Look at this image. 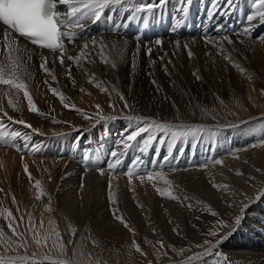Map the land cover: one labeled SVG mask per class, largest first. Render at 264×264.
I'll return each instance as SVG.
<instances>
[{"label":"bare ground","instance_id":"bare-ground-1","mask_svg":"<svg viewBox=\"0 0 264 264\" xmlns=\"http://www.w3.org/2000/svg\"><path fill=\"white\" fill-rule=\"evenodd\" d=\"M199 1L200 0H197L195 5L199 3ZM154 2L160 9H163L166 4L169 6L168 1L161 6L159 0H121L119 4L114 5H116V9L124 5L119 11V16L124 14L125 18V15H127L126 9L129 8V12L134 19L137 13L135 11L136 9ZM209 2L212 6L207 4V0H202L204 8L201 10H203L205 19L202 20L201 26H199V21L193 23L186 22L183 25L179 22L176 26L170 28L165 38H157L162 41L158 48L164 49V47L169 46L168 44H175L176 42H180L179 45L181 46H184L183 43L202 45L200 41L205 42L209 40H219L222 43V39L227 35V37L233 41L232 44L226 43L227 41L225 39L226 42L224 41L225 45L223 46L219 45L221 44L219 41H217L219 44H216V41L215 43L212 42L214 46L212 47L216 52V56L214 55L215 53L213 54L214 64L219 65L218 69L225 71V73H207V76L212 80L220 76L224 81L227 79L245 77L241 87L232 88L234 90L232 97L240 100L244 94L250 96L255 103L257 102V106L261 105L258 110H260V114L263 115L257 120L255 118V121L251 120L252 122H247V120L239 124L213 122L219 125L212 127L214 130L208 129L210 137L205 141L206 145L204 143V148H201V146L198 148L199 142L193 137L194 134L198 135V132H194L192 129L196 127L205 129V126H200L203 121H199L200 124L198 125L187 123L189 121H198L199 119L197 120L196 117H194L195 115L192 117L190 107L186 101H180V99H186L183 91L180 92L173 89L169 91V94L179 99L175 101L177 102L175 106L170 107L171 105L169 103L170 106L167 104L165 105V103L160 100L161 104L158 103L155 108L156 117H161L162 120L157 123H166L170 125V131L167 133H157V135L160 136L159 139L153 141L152 145L146 151H141L143 148V140L146 137H137V140L131 142V146L129 147H125V145L121 143L128 134L136 130V125L139 126V124L136 123L135 120L130 121L128 119L123 123H118V116H116L114 120H104V128L108 127L105 134L98 133L95 135L94 132L90 130L83 133L76 132L74 135L79 136V144L76 145V142L73 143L69 147V152L65 155L64 159L60 161H52L57 159L49 161L50 158H48V161H45L46 158H43V161L39 160L40 163L31 161L34 164L28 165V161H25L26 159L23 158L21 169H26L27 166L29 171L28 176H26V187L23 190L20 186V175L18 174L16 178L14 175H11L12 166L14 164L16 165V159L18 161V158H14L15 154H9L10 156L8 155L6 160H9V157L10 162L8 163L7 161L3 169L6 175L10 176L8 185L10 187L9 194L12 196V202H10L9 196H7V198L4 196L8 193L5 184L0 185V201L9 204L7 210L3 214H0V230L2 234L9 235L16 239H7L12 245V248H18V246L23 243L24 238H26V240L31 241L43 255L51 253L57 260L54 264H57L59 261H68L70 264H75L69 255V250L72 246L69 241L73 237L79 236L87 238L93 245V248L99 252L101 250H109V252L118 255L120 259L119 263L121 264H124V261L126 262V255L129 256L130 264H156V259L154 260L152 252L153 250H157L156 248L158 245L162 246L167 253L168 242H172L176 245H182V243L196 245L204 236H207V234L212 231V225L219 218H224L226 221L230 222L234 221V215L238 213L239 207L244 203H248L250 206L244 214L241 225L235 226L236 230H234L233 227L228 229L223 236H228L230 232L232 234L224 239L218 247H208L205 251L200 253L198 260H192L190 264H227V258L231 264H235V261L232 262V257H235L236 254L229 252L228 255L230 256H227L226 252L222 250H228L233 242H236L234 244L243 245V237H246L248 241L253 240V245L259 238H262L264 241V197H261L259 200L256 199L259 193L264 190V93H262V90H264V24L259 22L258 16L262 7H257L258 0H247L245 2L242 0L235 5L237 9L231 11L232 6H228V0H209ZM234 3L235 0H232V5ZM245 10L246 17L244 19L243 14ZM66 11L67 10L64 9L62 13H66ZM171 13L173 15L172 9ZM252 14L257 15L256 19L250 23L247 17ZM93 17L94 15L92 14L83 15V13H81L76 17L71 18L66 15L63 18V20L71 18L68 24L63 25V31L69 32V34L73 36L71 42L67 37L63 39L65 45L63 64L65 65L67 61L71 62L72 67H75V71H81L82 68L87 69L84 63L78 65V62L74 60L75 57L78 56H76L77 52H74L76 49L80 50V55L83 56L84 53L88 52L84 49L94 47L92 49H94V51L97 49L98 52L100 44H103L105 46L109 45L114 49H119L120 55L117 57V60H115L112 55L106 57V59L109 60V62H117L118 68H121V70H118L124 76L128 71H126L127 65L129 64V66H131L130 63L132 62V58L128 60L129 55L132 57L136 56V53L140 52L137 51V49L142 50L143 46L147 47L148 45L153 48V43L157 40L152 39V43L149 41L140 42L137 41L135 37L127 36L126 33L123 35L122 30L117 28H113L102 34L91 35L92 38H89L87 37L88 31H83L82 28L85 26V21ZM180 17L182 18L183 15ZM226 19L227 22L222 26L221 23ZM126 23L127 21L122 22V24ZM79 25H82V27ZM190 25H194L193 34L189 33ZM226 26L230 27L228 33L225 32ZM245 28H252L253 31L249 34H244L243 29ZM262 29L263 33L260 37H257L260 33L257 31ZM74 30L82 31L72 34L71 32ZM4 32L5 29L0 26V71L4 73L5 78L14 77L11 61L13 57L16 62H20L18 66L23 65V68L21 67V72L33 67L31 71L33 74L31 77H33L34 80L32 82L27 80L29 83L34 84V87L31 85L30 87L34 89L41 86L38 80L41 76H45V71L41 69V64L47 61V68L49 66H55L54 64L56 62H60V57L62 55L61 51L57 50L54 53L51 50L48 51L34 47L14 33H11L8 43L5 44ZM243 36H245L246 39ZM82 37H86V39L76 41ZM93 41H95V44L92 43ZM18 43H22L21 48ZM85 45H87V47H85ZM70 47H73L71 52L72 55L69 53ZM17 49L19 51H17ZM147 49H149V47ZM221 49L223 50L222 53ZM37 50L45 53H52V55L38 58L36 56ZM209 50L211 51V49ZM119 53L117 52V54ZM69 56L74 59L69 60ZM225 56H229L230 60H225ZM208 57H210V55ZM98 58L104 60L102 57L98 56ZM110 59L112 61H110ZM204 59H206V57ZM242 61H245L246 65ZM88 62L90 63L89 65H91V60ZM102 64L103 63L100 65L101 68L105 69L107 66L104 65V67ZM124 64H126V68ZM236 65H239V67H236ZM234 69L237 70V73L233 72ZM241 69H243V71H241ZM89 70H85L84 73H81L83 71L80 72L79 79H81V84L83 79L87 77L90 78L89 75L91 74ZM50 71L48 70V72ZM109 71L107 73H110ZM111 74H114V71H112ZM21 76L25 78L24 75ZM83 76L86 78H83ZM111 77L113 78V75ZM111 77L107 76L106 79H111ZM89 78H87L88 82L90 80ZM94 79H96V77ZM115 80H113V82ZM18 81L20 82L19 79ZM88 82H85L88 86L87 88H89ZM123 82L126 85L129 81L128 79H124ZM72 83L71 81L66 89L63 87V92H61L62 89H59L60 87L57 88L58 91L56 90V94H54L55 97H60V100H64V95L68 94L67 92L73 96L74 92L78 89L72 86ZM106 84L109 83L106 82ZM115 84L117 83H114V85ZM109 87H112V85H109ZM187 91L190 97H192L193 90L188 88ZM178 92H180L179 96ZM29 94L33 96L31 90ZM61 95L63 99H61ZM48 96H50L49 92L45 94V98L41 101L43 108L48 106L46 103L49 99ZM26 99L23 90H16L9 85H0V109L3 113L7 114L8 117L6 120H9L13 124L8 129L16 126L14 132H17V129H23V131L28 132L27 137L24 136V138L22 136L20 138L22 144L26 143L27 145L31 138L37 136L46 143L45 147L47 148L51 149L53 143L59 142L61 143V148L65 149L66 146L62 139L72 136L73 132L62 133L60 130L64 129L66 126L68 128L69 126L66 125L63 127L61 125L63 128L60 129L61 127H58L59 125H56L53 120L49 118L39 120L36 113H32V111L29 112L28 110H24L23 114H16L18 106L21 103H25ZM237 99H235V101H237ZM157 100L159 99L155 101L157 102ZM9 101H11V103H9ZM229 101H231L230 98ZM120 103L124 104L123 102ZM149 104H151L150 101ZM144 105L147 106L146 104ZM121 106L122 105H120V107ZM201 109L199 110L200 112L202 111ZM107 111L103 116L113 117L111 113ZM117 111L121 114L131 115V111L128 108L121 107ZM3 113H0L1 117H4ZM148 113L149 111L146 110L145 114ZM20 116H23V121L26 122L30 128H25L23 127L25 125L17 123ZM60 116L66 118L62 114ZM73 117L75 120L80 121L79 123L81 124V121L85 120L83 118L86 116L77 111V113H71L70 118ZM202 118L203 116H201V119ZM114 122L117 124H114ZM179 122H185L186 124L180 125V123L176 125ZM40 123H42V126ZM225 123L226 125H224ZM55 126L59 129H56ZM70 128L74 130L77 127H71L70 125L69 129ZM57 132H60V134H56ZM175 133H179V135H174ZM167 134L168 137L166 138L168 139L169 136H172L173 142L170 143L163 140V137ZM85 138L87 142H83ZM156 141H159L157 145H155ZM36 142L37 141L34 140L33 144H36ZM162 144L164 149L162 148ZM234 144L235 146H239H237L238 149L241 148L239 149L241 153L239 155L233 154L222 157L219 152L230 151V148ZM117 146L119 149L116 148ZM153 146L154 148L152 149ZM111 148L117 150L110 151ZM204 149H206V152H204ZM234 149L235 148H233V151ZM7 150L4 151L6 152ZM2 151L1 148V152ZM213 151L217 153L212 156L211 153ZM109 152L110 154L116 152L119 157L117 156L112 161L109 159L104 166L105 169H99L98 159L103 158ZM149 154L151 164L147 163ZM5 156H2L4 157L3 159H5ZM165 157H167V160H165ZM230 157L233 159H230ZM35 160L36 159H34V161ZM217 160L220 161V164L216 163ZM78 164H80V166ZM109 164L112 165L111 168L108 167ZM21 169L19 168V171ZM38 169H40V172L41 170L44 171V176L40 174ZM129 173H132L131 177H129ZM237 173H242V175H237ZM141 176L144 177L143 181L140 179ZM148 176L152 177L151 181L148 180ZM37 180L40 181L39 188L36 187L35 182ZM165 180L168 181L167 184ZM214 185H219L220 187L217 188ZM156 189L170 191L172 196L176 197V199L161 197ZM110 191L112 194L111 202L109 199ZM37 195L40 196V199L36 198ZM229 205H233V207ZM9 212L11 213L10 217L8 215ZM211 212H216L217 215L213 216ZM116 216L121 217L123 222H121L120 219H116ZM30 217L32 220L31 226ZM10 220L15 226L16 231L20 233V236H17L9 227ZM41 223H43V228L40 227ZM125 224L128 225V227H126L127 229H125ZM232 225L234 226V224ZM30 227L34 230L30 231ZM53 229L59 232L60 239H57ZM72 229H75V232H73ZM174 229L177 231H174ZM45 236L48 237L47 240H45ZM34 237L41 240L39 246L35 242ZM53 241H55V245ZM80 242L82 243V240ZM245 242L246 241H244V243ZM29 245L30 242L28 246ZM257 245L259 249L254 250L252 253L245 254L244 251V254L236 255V264L238 260L241 261V263H239L240 261L238 262L239 264H264V253L261 252L262 249H264V242H257ZM89 246L87 245V250ZM137 246H139L146 255L137 252ZM29 247L31 248V245ZM61 248L63 250H61ZM94 253L96 252L94 251ZM222 255L225 256L223 257ZM170 257L173 256L170 255ZM158 258L159 261L157 262H160V264L175 263H171V260L166 257H163V259H161L162 256ZM211 258L215 260L209 262ZM27 263L33 262L27 261ZM36 263L39 262L36 261Z\"/></svg>","mask_w":264,"mask_h":264},{"label":"rangeland","instance_id":"rangeland-1","mask_svg":"<svg viewBox=\"0 0 264 264\" xmlns=\"http://www.w3.org/2000/svg\"><path fill=\"white\" fill-rule=\"evenodd\" d=\"M184 1L186 2L187 0H170V4L172 6L181 5V3H183ZM241 1L242 0H235V3L233 4V6L240 3ZM245 1H247V0H244V2ZM196 2H197V0L195 1V3ZM199 2L201 4V7H200V10H201L204 8V5L202 4V0H200ZM207 4L212 6V4H210L209 0H207ZM127 9L129 11V8H127ZM127 9H126V11H127ZM261 9H262L261 11H264V7H262ZM246 10H247V8H246ZM246 10L243 14L244 19L246 17ZM180 19H181V17L178 18V20H180ZM225 22H227V19L221 23L222 26L225 25ZM178 23H179V21L176 22L174 24V26H176ZM262 31H263V29L260 31H257V32H260L257 35V37L261 36V34L263 33ZM225 32L228 33V28H226ZM212 35H214V34H212ZM92 36H94V35H92ZM92 36H89V38H92ZM100 37H104V36H100ZM163 37H161V38H163ZM243 37L246 39L245 36H243ZM79 40L81 41L82 38L81 39L79 38L76 41H79ZM215 41H216V44H219V42L221 43V41H219V40H215ZM215 41L211 40V42H209V43L207 41H205V42L200 41V43L202 45H194V44L190 45V44L183 43L184 46L179 45L180 42L179 43L176 42L175 44L174 43L168 44L169 46L164 47V49L163 48L159 49L158 48L159 46H157L156 43H153V48H152V46H148V45H147V47L143 46V49L139 50L140 52L136 53V56L133 55L134 57H132L129 55L128 60L132 58L131 61L133 62V64L131 62L130 63L131 66H129V64L127 63L128 65H127L126 71L127 70L128 71L125 74L126 76L125 75L123 76L122 73L118 70V69L121 70V68H118L117 62H115V61L109 62V60L106 59V57H109L110 55H112L113 58H115V60H117V57L120 55L119 49H114L109 45L105 46L103 44H100V48H99L98 52H97V49H96V51H94V49H92L94 47H92V48L88 47V48L84 49L86 52L87 51L88 52L84 53L83 56L80 55V50L76 49L77 51L75 50L74 52H77L76 56L78 55L79 57L78 56L75 57L74 60L78 62L77 63L78 65H81L82 63H84V65L86 66L87 69L82 68L81 71H83V72L75 71V69H74L75 67H72L71 62H68L67 59H66L67 62H65L66 63L65 65L64 64L61 65L60 62H56L54 64L55 66H52V67L49 66L48 67V70L49 71L51 70V71L48 73L45 72V76L44 75H43L44 77L41 76L40 79L38 80V82L40 83L41 86L34 88V89H32L30 87V85L34 87V84L28 82L29 80L31 82L34 80V78L31 77V75L33 74V72H31L33 67L30 69H25L23 72H21L23 65L18 66L20 62H16L15 59L12 57L11 61H12V67L14 70V77L19 79L20 82H23L26 84V90L29 93H30V90L33 93V96H30V98L33 100V107H35L37 109V111L32 112V113H36L39 120H44L47 118L53 120L56 125H59L58 127H61L60 129H62L66 125H68L69 127H70V125H71V127L76 126L77 128H75L73 130V128L69 129V127L67 128V126H66V127H64V129L60 130V132H62V133L73 132L72 136L64 137L62 139L64 142V145L66 146L65 149L61 148V143H59V142L52 144L53 146H56L57 149L56 148H53V149L47 148V147H45L46 143L43 142V140H40L39 137H37V136H34L35 138H33V141L31 144H30L31 141H29V143L27 144V147H25L26 143L22 144V140H20L18 143L16 141L10 140L9 138H11L12 135L11 136L8 135L9 138L7 137L6 134L3 135V137L0 136V138H2V140H0V185L5 184V187L8 190V193L6 195H4L5 198H7V196H9L10 202H12V199H11L12 196H11V194H9L10 193V187L8 185V180H9L10 176H7L5 173V170L3 169L6 166L5 165L6 162L7 161H8V163L10 162L9 157H8L9 160H6V157L9 154L10 155H11V153L13 155L15 154L14 158L15 159L18 158V161L16 159V165L14 164L12 166L11 175H14L15 178L18 176V174L20 175L19 181H20L21 189L23 190L26 187V180H27L26 176H28V173H29L27 166H26V169L28 172L25 171L24 168L21 169L23 158L26 159L25 161H28L27 162L28 165L34 164V163H40L39 160L43 161L45 158H46L45 161L46 160L48 161V158H50L49 161L52 159H57V160H52V161H60V160L64 159L65 155L69 152V147L75 142H76V145L79 144V136L74 135L76 132L83 133L85 131L90 130L91 132H94L95 135L98 133L105 134L108 127L104 128V120H100V116H103V114L107 110H108L107 112L111 113V116H113V117L118 116L117 117V119L119 121L118 123L125 122L127 120L128 116L144 117V118H147L149 120H154L156 122L162 121L161 117H156V115H155L156 105L158 103L161 104L160 103V100H161V102L165 103V105L170 104L171 105V106L169 105L170 107L175 106V104L177 103L175 101H178L179 99L176 97L174 98L171 94H169V91L173 90V89H176L180 92L183 91V93L186 96V99H180V101H182V102L186 101L190 107V112H191L192 117L195 115L194 117H196L197 120L199 119L198 121H189L187 123L198 125V124H200L199 121H203V122H201L200 126H205L206 130L203 132L194 131V132H198V135L197 134L193 135V137L196 138L199 142L198 148H200V146H201V148L202 147L204 148L205 141L207 139H209L210 135H209L208 129L214 130V129H212V127L219 125V124L216 125L213 122H219V123L230 122L233 124H239L242 122H246L247 120H248L247 122H249L251 120L255 121V118H256V120L259 119V117H261L263 115V114H260L261 111L258 110V108H260L261 105L258 104L259 106H257V102L255 103V101L250 96H247L244 94L240 100L235 98V99H237V101H235L234 97H232L233 92H234V90L232 88L233 87H241L242 81L244 80L245 77L238 78V79H230V80H228L226 78L227 80L224 81L220 78V76L215 77V80H212L211 78H209L207 76L208 75L207 73H212V74H217L218 72L219 73H223V72L225 73V71L218 69L219 65L214 64L213 54L215 53L214 55L216 56V52H215V49L213 48L214 46L212 44L215 43ZM217 41H219V42H217ZM222 41H223L222 43H224L225 40L222 39ZM149 42H151V41H149ZM132 43H134V42H132ZM222 43L219 45H221V46L225 45V43L224 44H222ZM226 43H228V42H226ZM18 45L21 48L22 43H18ZM90 46H92V45H90ZM179 46H181V47H179ZM189 46H191V47H189ZM199 46H201V47H199ZM205 46H208V47H205ZM148 47L151 49V55L150 56L148 55V49H147ZM188 47H189V49H188ZM70 48L71 49H69V51H70L69 53L72 55L71 52H72L73 47H70ZM198 48H200V49H198ZM207 49L208 50L211 49V51L210 50L208 51ZM190 50L193 53L192 58H189V56H188V51H190ZM199 50H201V51H199ZM141 51H144V52H141ZM108 52L111 54H109ZM117 52L119 54H117ZM102 53L104 54V56ZM207 54H209L210 57H208L209 55H207ZM51 55H52V53H45V52H41L39 50L36 51V56L38 58H44V57L51 56ZM98 56L104 58L105 61L99 59ZM165 56H167V57H165ZM205 57H206V59H204ZM82 58H83V60H82ZM89 60H91V65H89L90 64L88 62ZM110 61H112V60L110 59ZM179 62H180V64H179ZM242 62L246 65L245 61H242ZM101 63H103L102 66L106 65L107 67L104 66L105 69L101 68V66H100ZM108 63H111V64H108ZM125 63H126V61H125ZM209 63H211V64H209ZM21 64H22V60H21ZM113 65H115V66H113ZM98 66H100V67H98ZM97 67H98V71H97ZM108 67H110V68H108ZM124 67L126 68V64H124ZM202 69H204V70H202ZM69 70L71 72L70 77H69ZM85 70H89V73L91 75H89L90 78L89 77H87V78H89L90 80L88 82L87 78L85 77L86 75H85V76H83V78H86V79H83L84 81L82 80V84H81V81H80L81 79H79V75H80V72L84 73ZM95 70H96V73H95ZM108 71L110 73H107ZM112 71H114V74H111ZM233 72L237 73V70L234 69ZM193 73H198V75L200 76V79L197 80L195 78V76L193 75ZM109 74H111V75H109ZM21 75H24L25 78H23ZM112 75H113V78L111 77ZM107 76L111 77V79L110 78L106 79ZM115 76H117V77H115ZM50 77H52V78H50ZM53 77H55V80H53ZM95 77H96V79H94ZM41 78H43V79H41ZM44 78L45 79L47 78V79L45 80ZM114 78L117 80V82ZM105 79H106V81H105ZM124 79H128V81H129L128 83H126V85L123 82ZM70 80L74 83V85H73V83L71 85L74 86L76 89H78L74 92L73 96H71V94H69V92H67L68 94L64 93L65 94L64 100H60L59 99L60 97H58V98L55 97V95L50 91V89H56L58 91L57 88L60 87L59 89L60 90L62 89L61 92H63L64 88L65 89L68 88L69 83H71ZM113 80H115V81L113 82ZM51 82H53V83H51ZM85 82L86 83L88 82L89 88H87L88 86L86 85ZM106 82L109 84H106ZM118 82H120V83H118ZM114 83H117V84H115L116 86L114 85ZM54 84H55V86H54ZM65 84H66V87H65ZM109 85H112V87H109ZM188 88H191L193 90L192 97H190L189 92L187 91ZM102 89H103V91H102ZM48 92H49V95L51 97L48 96L49 99L46 101L48 106L43 108L42 107L43 104L41 103V101H42V99L45 98L44 96ZM180 92H178V96H179ZM39 94L41 95V97ZM193 95H194V98H197V99H194ZM121 96L123 97V99H121ZM229 98L231 101H229ZM156 99H159V100H157V102H156L155 101ZM77 101H79V102H77ZM149 101L151 104H149ZM232 101H233V103H232ZM120 102H123L124 104H122ZM125 102L130 106L127 108L130 109L131 115L121 114V113H119V111H117L121 107L126 108ZM229 102H230V104H229ZM144 104H146L147 106H145ZM152 104H153V106H152ZM65 105H67V106H65ZM97 105H99V108H97ZM113 105H114V107H113ZM120 105H122V106L120 107ZM263 105H264V103H263ZM141 106L144 109H142ZM153 107H154V109H153ZM197 107H198V109H197ZM77 109L79 112L83 113L84 115L86 114L85 115L86 117L83 118L85 120L81 121L82 125L79 123L80 121L75 120L74 117L70 118L72 112L77 113V111H76ZM145 109L149 111L148 114H145L146 113ZM200 109L202 110L201 111L202 113L199 111ZM24 110H28L29 112L31 111L30 107L28 105L27 99H26L25 103H21L18 106V110H17L16 114H20V113L23 114ZM61 114L64 115L66 118L60 116ZM197 114H199V115H197ZM201 116H203L202 119H201ZM0 118H1V116H0ZM23 119H24L23 116H20L18 121H23ZM18 121H17V123H18ZM77 122H78V125H77ZM136 123H138V122L136 121ZM226 123L224 125H226ZM1 124H2V122H0V125ZM10 124H11V126L13 125L12 122L9 123L7 121L2 125V127H4L6 130V129L11 127V126L8 127ZM19 124L25 125V126H23L25 128L27 126H29L24 121H23V123H19ZM79 124H80V126H79ZM114 124H117V123L114 122ZM138 124H139V126H142L141 122ZM178 124L185 125L186 123L185 122H179L176 125H178ZM40 125L42 126V123H40ZM136 127H138V126L136 125ZM55 128L59 129V128H57V126H55ZM55 128H54V130H55ZM12 130H15V128L8 129L7 131L10 132ZM42 131H44V130H42ZM39 132H41V131H39ZM60 132L59 133L57 132L56 134H60ZM212 132H215V131H212ZM20 133H22V134H20ZM11 134H13V132ZM147 135L148 134L145 133V134H142L138 138L146 137ZM22 136L27 137L28 132L23 131V132L16 133L14 138L16 140H19V138H21ZM159 137L160 136L157 135V139H159ZM166 137H168V134L165 137H163L164 141H168L170 143L173 142L172 136H169L168 139ZM34 140L37 141L36 144H33ZM84 140H83V142H87L86 138ZM220 141H221V139H220ZM158 143H159V141H156L155 145H157ZM14 145H18L19 147H15ZM205 145H206V143H205ZM154 146L152 147V149L154 148ZM237 146L238 145L235 146V144L232 146L233 148H235L234 151H233V148L231 147L230 151H223V152L218 151V152L222 155V157H224L226 155L230 156L233 154L239 155L241 153V150H239V149H241V148L238 149L239 146L238 147ZM1 148L3 150L2 152H4V153L1 152ZM116 148L119 149L118 146ZM162 148L164 149L163 144H162ZM117 149L111 148L110 151L111 150L116 151ZM4 150H7V151L5 152ZM43 150H44V152H43ZM204 150H205L204 152H206V149H204ZM5 153H6V156H5ZM216 153L217 152L213 151L211 153V155L213 156ZM2 154H4V155H2ZM150 154H152V153H150ZM150 154L148 155V161H147V163H149V164H151ZM192 154H194V153H192ZM2 156H5V159H3L4 157H2ZM106 156H104L101 159H98L99 169H101V170H103V168L105 169L104 166L107 164L109 159H110V161H112L117 156L119 157V155H117L116 157H113L112 154H110V152ZM34 159H36V160L34 161ZM230 159H233V158L230 157ZM31 161H33L34 163H32ZM104 162H105V164H104ZM78 165L80 166V164H78ZM92 165H94V164H92ZM19 168L21 170H23V169L24 170L19 171ZM38 170L40 172V169H38ZM43 173H44V171L41 170L40 174L42 176H44ZM43 178H46V177H43ZM106 196H108V195H106ZM8 207H9V204H7L6 202L0 201V214H3L7 210ZM219 220L225 221V223L227 225L234 224V221L230 222V221H226L224 218H219L211 227V230L215 231L217 233V235H215V236H212V235L204 236L201 239V241L196 245H190V244L188 245V243H182V245H176L172 242H170V243L168 242L167 243L168 253L165 252V249L162 246L158 245L156 248L157 250H153V252H152L154 260L156 259L155 260L156 264H160V262H157V261H159L158 257H161V256H162L161 259H163V257L164 258L166 257V258H169L171 260V263L175 262L173 264H189V257H192V256L196 255L197 253L200 254L201 252L205 251V249H207L208 247L213 245L217 239L219 240L223 236V234L226 233L228 231V229L231 228V227H221L218 224ZM114 225H116V224H114ZM109 228H111V227H109ZM125 229H127V228L125 227ZM7 239L16 240L9 235L2 234V231L0 230V264H54V262L57 261L51 253H47V254L43 255L35 247V245L31 241H27L26 238H24V240H23V243L26 242V246L21 247V245H20V246H18V248L17 247L12 248L11 247L12 245L10 244V242ZM260 239H261V241H260ZM81 240H82V243L80 242ZM205 240H207L209 243L204 244ZM86 241H88L87 238L79 237V236H75L69 241L70 245H72L70 250H69V255L75 264H121V263H119L120 259H119L118 255L109 252V250H107V251L101 250L100 251L101 253H100L98 250H95L93 248V245L91 244V242L88 241L89 242L88 243ZM244 241H246V242L244 243ZM247 241H248V239L246 240V237H243L242 243L244 246L240 245V244H234L236 242H233L231 247L228 248V250L224 249L222 251L226 252L227 256H230V255H228L229 252L235 253L236 255H240L242 253L244 254V251H245V254L246 253H252L254 250L259 249L260 245L258 244L259 245L258 246L257 242L258 243L264 242L262 240V238H259V240L257 242H255V244H254L255 246H254L253 242H252L253 240L252 241L250 240L248 242ZM254 241H255V239H254ZM29 242H30L31 248L29 247L30 245L28 246ZM233 244H234V247H233ZM87 245L88 246L90 245L88 248L91 249L93 252L89 249L87 250ZM197 245H201V247H197ZM181 249H183V251H180ZM251 249H253V250H251ZM37 251H39V252H37ZM94 251L96 253H94ZM97 251H98V253H97ZM261 252L264 253V249H262ZM93 254H95V255H93ZM235 254H233V255H235ZM157 255H158V257H157ZM170 255H172L173 257H170ZM236 255H235V257H237ZM222 256L224 257L225 255H222ZM32 257H34V258H32ZM38 257H40V258H38ZM46 257H48V259H46ZM126 257H127V259H126V262L124 261V264H130L129 256L126 255ZM223 257H222V259H223ZM235 257L234 256L232 257L234 260L232 258L231 259H232V262L235 261L234 263L236 264L237 258L235 260ZM26 260L33 262V263H27ZM213 260H215V259L211 258L209 260V262H211ZM36 261L39 263H36ZM226 261H227V264H231L230 261L228 260V258ZM239 261L240 260H238V262ZM238 262H237V264L241 263V261L239 263Z\"/></svg>","mask_w":264,"mask_h":264},{"label":"snow or ice","instance_id":"snow-or-ice-1","mask_svg":"<svg viewBox=\"0 0 264 264\" xmlns=\"http://www.w3.org/2000/svg\"><path fill=\"white\" fill-rule=\"evenodd\" d=\"M121 0H0V23H2L3 26H5V32H4V41L5 44L8 43L11 33L18 34L20 37L25 38L26 40L30 41L33 45H38L42 49H49L52 52H56L57 50L61 51V57H60V63L63 64V53L65 50V45L63 43V39L65 37L68 38V40L71 42L73 40V36L69 34L68 32L61 31V28L63 26V17L62 12L59 10L60 6H67L66 14L68 17H76L78 14L83 13V15L92 14L95 16V18L98 20L104 10L109 7L110 4H119ZM166 3V0H160V5H164ZM232 0H228V6L231 7ZM154 5L153 4H147L146 8L151 9ZM257 7H264V0H258ZM185 13H187V9H184ZM257 14H252L247 17V20L251 23L253 20L256 19ZM259 16V22L261 24H264V11H261L258 13ZM82 27V25H79ZM10 30V31H9ZM253 31L252 28H245L243 29L244 34H249ZM225 40L229 44H232L233 41L225 35ZM207 42H211L210 40ZM95 44V41L92 42ZM157 46H160L162 41L160 39H157L155 41ZM87 47V45H85ZM11 51V50H10ZM17 51H19L17 49ZM137 51H139L137 49ZM221 49V53H222ZM148 55H151V49H148ZM189 58H192L193 53L191 51H188ZM69 60L74 59L73 57L69 56ZM225 60H230L229 56L224 57ZM115 66V65H113ZM236 67H239V65H236ZM41 69L48 73L47 68V61L43 62L41 64ZM243 71V69H241ZM50 74V73H49ZM195 78L197 80L200 79V76L198 73H193ZM71 76V72L69 70V77ZM53 80H55V77H53ZM154 83V82H153ZM0 85H9L16 90H23L24 97L27 98L28 105L30 107V110L32 112H36L37 109L33 107V100L30 98L29 92L26 90V84L23 82H18V79L13 78H5V75L2 71H0ZM50 91L53 94H56V89H50ZM103 91V89H102ZM262 93H264V90H262ZM61 99H63V96L61 95ZM121 99L123 97L121 96ZM11 103V101H9ZM67 106V105H65ZM114 107V105H113ZM125 107H130L125 102ZM97 108H99V105H97ZM78 111V109H77ZM86 115V114H85ZM11 119V118H9ZM116 117H108V116H100V120H114ZM128 120H136L138 123L142 122V126H138L136 130L132 131L130 134H128L125 139L121 142L125 145V147L131 146V142L136 141L137 137H140L142 134L147 133L148 135L143 140V148L141 151H146L157 139V133H167L170 131V125L166 123H157L154 120H149L144 117H133L128 116ZM18 123H23V121H18ZM2 126V125H0ZM27 126V125H26ZM30 127V126H27ZM192 131H199L203 132L205 131L202 127H196L193 128ZM174 135H179V133H175ZM15 147H19L18 145H14ZM27 147V145H25ZM113 157L117 156L116 152L112 153ZM165 160H167V157H165ZM217 164H220V161H216ZM109 168L112 167L111 164L108 165ZM27 171V169H25ZM129 177H131L132 173L128 174ZM237 175H242V173H237ZM149 181L152 180L151 176L147 177ZM140 179L143 181L144 177L141 176ZM36 187L39 188L40 181L37 180ZM165 183L167 184L168 181L165 180ZM215 187L219 188V185H214ZM158 194L161 197H171L172 199H176V197L172 196V193L170 191L166 190H160L156 189ZM261 197H264V190H262L259 195L256 197L257 200H259ZM37 199H40V196L37 195ZM109 199L111 202L112 194L111 191L109 192ZM230 207H233V205H229ZM250 205L248 203H244L241 207L238 209V213L234 215V226L233 225H227L225 221L219 220L218 224L221 227H233L234 230L235 226H239L244 218V214L246 210L248 209ZM50 210V209H49ZM9 217L11 216V213H8ZM211 215L215 216L217 215L216 212H211ZM116 219H120L121 222H123L122 218L119 216L115 217ZM51 223V221H50ZM32 224V220L30 217V226ZM9 227L12 229V231L17 235L20 236V233L16 231L15 226L12 224L11 220L9 221ZM41 228H43V223L40 225ZM125 227H128L127 224H125ZM30 227V231H32ZM131 230V229H130ZM55 231V229H53ZM73 232H75V229H72ZM174 231H177L174 229ZM179 235V233L177 232ZM232 233H228V236ZM55 235L57 239H60V235L58 231H55ZM207 235L215 236L217 233L215 231H210ZM228 236H222L219 240L215 242V244L211 245V248L218 247L224 239H226ZM47 236H45V240H47ZM35 242L39 246L41 244V240L34 237ZM162 243V242H161ZM209 242L207 240L204 241V244H208ZM53 244L55 245V241H53ZM21 246H26V242L22 243ZM197 247H201V245H197ZM61 250H63L61 248ZM137 252H141L142 255H146L142 252V249L137 246L136 247ZM180 251H183L181 249ZM200 256L199 253L196 255L189 257V264L192 260L198 259ZM48 259V257H46ZM57 264H70L68 261H59Z\"/></svg>","mask_w":264,"mask_h":264}]
</instances>
